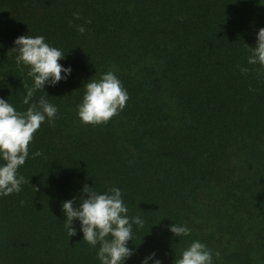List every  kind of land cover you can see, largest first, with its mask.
Here are the masks:
<instances>
[{"label":"trees","instance_id":"obj_1","mask_svg":"<svg viewBox=\"0 0 264 264\" xmlns=\"http://www.w3.org/2000/svg\"><path fill=\"white\" fill-rule=\"evenodd\" d=\"M262 28L264 0H0V99L29 107L30 69L8 53L20 36H43L71 68L30 101L45 96L57 114L17 171L29 182L0 195V264H101L79 221L73 237L64 226L63 202L78 208L85 185L119 188L129 218L144 221L124 264L152 253L175 264L193 241L212 264H264V67L246 47ZM109 71L126 106L84 125V85ZM173 224L190 235L174 237Z\"/></svg>","mask_w":264,"mask_h":264},{"label":"clouds","instance_id":"obj_2","mask_svg":"<svg viewBox=\"0 0 264 264\" xmlns=\"http://www.w3.org/2000/svg\"><path fill=\"white\" fill-rule=\"evenodd\" d=\"M74 18L80 19L79 13ZM77 31L83 34L86 29L78 26ZM14 45L8 53L14 54L18 66L30 69L28 76L33 79V86L27 89L22 101L29 105L26 112H18L8 100L0 99V159L5 162L0 165V195L3 196L18 194L21 185L29 182L23 176L18 177L17 171L25 164L29 156V145L41 124L46 119L54 120L57 114V108L45 96H41L37 103L30 104V101L37 91L44 92L45 84L55 86L66 80L71 73L70 67L64 68L59 63L65 58L64 53L46 43L43 36H20L14 41ZM246 47L251 53L247 63L264 67V28L257 33L255 47ZM241 72L246 74L248 68H242ZM84 87L85 94L78 106V118L84 125L107 124L123 110L129 99L127 91L112 71L103 74L98 81H88ZM40 155L37 151L33 157ZM37 190L34 188V191ZM84 196L87 198L84 199ZM74 202L75 200H68L62 204L68 237L77 234L72 224L73 221H79L83 241L91 247L99 245L97 258L101 264H124L125 260L134 255L127 244L132 241L133 224L142 228L144 221L139 216L129 218L119 188L112 187L99 194L93 187L85 185L79 199L80 206L74 208ZM168 231L174 237L188 236L191 233L186 225L177 224L169 227ZM154 257L155 253H152L142 264H148L149 260H154V264H161ZM175 264H212V252L203 243L193 241L182 251L181 258Z\"/></svg>","mask_w":264,"mask_h":264}]
</instances>
